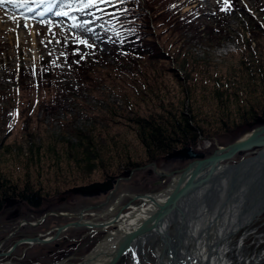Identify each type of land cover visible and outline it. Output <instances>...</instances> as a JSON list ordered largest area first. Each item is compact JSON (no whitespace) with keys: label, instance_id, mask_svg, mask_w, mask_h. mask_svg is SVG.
Returning a JSON list of instances; mask_svg holds the SVG:
<instances>
[{"label":"rangeland","instance_id":"rangeland-1","mask_svg":"<svg viewBox=\"0 0 264 264\" xmlns=\"http://www.w3.org/2000/svg\"><path fill=\"white\" fill-rule=\"evenodd\" d=\"M139 1L102 0V4L113 6L109 13L103 9L107 14L104 20L116 27L101 20L95 23L99 1L68 0L57 6V13L62 7L70 8L68 3L77 5L79 12L63 18L53 14L48 24L40 26L41 36H29L24 44L19 38L12 41L7 35L0 37V254L4 256L0 263L80 262L107 236V228L99 226L131 207H145L146 201L135 197L166 191L173 184L172 178L188 165L190 160L174 155H158L149 163L135 127L125 126L110 109L131 116L126 106L130 102L135 112L157 113L160 104L172 101L187 114L190 104L191 115L209 134V138L198 139L194 149L205 157L264 124V0H226L233 4L226 14L220 6L225 0H186L179 15L172 18L177 0H143L141 5L147 11L137 6ZM134 16L139 18L135 24L150 23L153 40L168 59L153 64L124 63L119 68L115 65L111 51L118 45L113 38L131 30L121 29V21L131 25L132 20H125ZM34 39L35 47L29 42ZM69 50L85 63L102 60L93 73L95 85L80 87L66 72L62 55ZM55 64L61 65L62 84L70 89L77 87L71 95L56 98L53 92L32 89L12 96L14 88H19L21 73ZM169 70L176 71L181 80ZM28 76L26 84L33 82ZM183 95H188L184 101ZM48 99L53 101L49 106L60 104L56 111L46 114L36 106L30 122L24 124L28 104ZM18 110L21 115L16 114ZM258 118L262 119L260 123ZM68 121L71 125L67 127ZM109 121L120 124L112 126ZM249 123L255 124L248 127ZM90 128L94 130L93 145H78L71 131L87 132ZM255 151L259 149L236 154L222 164L238 163L255 156ZM127 157L131 166H138L128 175ZM117 170L122 172L111 175ZM110 176L115 181L110 192L75 191ZM22 193L25 202L17 199ZM85 207L91 208L85 210L87 214L81 220H71L72 214H82L72 211ZM85 223L97 227L90 229L83 226ZM108 229L109 233L116 228ZM169 231L176 242L178 225ZM27 238H38L37 243L42 245L23 244ZM244 238L239 255L246 264H253L252 260L264 256V213L229 239L234 263L236 249ZM160 248L159 242L147 245L141 264H158L156 252ZM130 258L124 255L116 264H132ZM257 264H264V259Z\"/></svg>","mask_w":264,"mask_h":264},{"label":"bare ground","instance_id":"bare-ground-1","mask_svg":"<svg viewBox=\"0 0 264 264\" xmlns=\"http://www.w3.org/2000/svg\"><path fill=\"white\" fill-rule=\"evenodd\" d=\"M35 1L38 0H14L12 3L18 9L16 15H12L5 2L0 4V19H3L0 24V37L7 35L12 41L19 38V42L24 44L29 40V36L32 38L41 36L40 26L49 22L38 20L52 17L54 3L57 7L68 2L51 0L47 6L43 5L46 7L45 10H42L43 6L40 8L42 13L38 16L25 14L24 11L31 4L33 6L38 4L34 3ZM67 6L70 8L62 7L60 10V17H69L79 12L74 3H68ZM28 17L32 20L27 24L28 19L24 18ZM29 42L33 47L36 46V39ZM259 150L264 152V145ZM230 169L224 165L216 167L213 186H210V189L200 190L195 199L179 206L178 212L171 218L154 226L152 235L147 240L141 238L139 242L133 244L131 250L126 253L130 255L132 264H141L146 246L155 245L156 242L161 246L156 252L158 264H244L245 261L239 254L242 252L245 238L236 249L237 263L231 261L234 250L229 246V239L251 226L252 222L264 213V159L241 164L232 171V175L222 174ZM196 185L193 186V190ZM167 193L168 190L153 195L143 200L146 201L145 207L131 208L117 220L105 222L107 236L77 264H107L113 247L121 242L120 238L154 211V204L162 203ZM174 224L178 225L176 242L169 231ZM111 227L116 229L108 233V228ZM260 258L263 260L264 256L257 257L252 263L257 264Z\"/></svg>","mask_w":264,"mask_h":264},{"label":"trees","instance_id":"trees-1","mask_svg":"<svg viewBox=\"0 0 264 264\" xmlns=\"http://www.w3.org/2000/svg\"><path fill=\"white\" fill-rule=\"evenodd\" d=\"M133 2V0H131ZM139 1V0H134ZM117 2L123 3L124 0H117ZM143 0L137 3L138 7H143L145 11L146 8L143 3ZM176 11L174 15H179L180 9L183 7L184 2L182 0H177ZM106 8V12L109 13L110 9L113 8L112 5L104 7ZM121 8V7H120ZM195 13V11H192ZM198 17V13L196 15ZM169 18V19H170ZM120 19V18H119ZM136 19V20H135ZM137 17H129L125 20V23H128L129 20H132V24H123L121 29H125L126 27H130V31H122L120 34H123L122 37L119 38V35L116 34L115 37L117 39L115 42L117 43L118 47L116 51H111V57L115 62V65L119 68L120 64L124 63H132L137 64L141 61H146L147 63L153 64L158 63L161 60L168 59V54L164 51V49L159 48L154 40L153 34L150 30V23L147 21L146 25L135 24L134 21L138 22ZM143 19V18H142ZM167 19L166 21H168ZM113 27H116L115 23L111 22ZM118 28V27H117ZM116 28V29H117ZM115 35V34H114ZM112 36V35H111ZM98 55L99 54H95ZM106 56V55H105ZM64 64L66 66V72L72 77V79L80 85V87H85L88 89L92 85H95L94 81L96 78L93 76L94 71L98 68V64L102 62L95 60L94 62H84L83 60L79 59L73 50L66 51L62 55ZM47 67V68H45ZM61 65L55 64L53 67L43 66L36 70H30L28 74L21 73L18 87L14 88V92L12 96L18 94L20 91L27 92L28 90L38 89L40 93H55L56 98H61L64 95H71V93L77 89V87L68 88L66 85L62 84V75L63 72L60 71ZM169 72L174 73L175 76L179 79V75L174 70H169ZM30 75L33 79V82L30 84H26L25 76ZM15 77V76H14ZM29 77V76H28ZM181 80V79H179ZM149 93L152 91L150 88H147ZM182 91L181 93H183ZM16 93V94H15ZM175 97V96H174ZM188 95H183L182 100L184 101ZM181 100L178 101V103ZM163 103V102H162ZM184 103V102H183ZM31 104L35 105L32 106ZM53 104L51 99L48 100H35V102L28 104V107L25 109L23 115L25 116L24 124H28L31 120L33 112L37 106V110L42 109L43 112L46 114H52L56 109L59 107L60 104H55L53 106H49ZM184 105V104H183ZM126 106L128 110L131 112V116H122L121 114H116L112 109V116H116L119 118V121L125 122V126H134V133L138 142L142 145L147 157L148 162H152L155 157L158 155H168L171 152H174L176 149L181 147H191L195 148L198 139H206L209 138V134L207 133L204 128L198 125L199 120L196 119L195 115H191V106L189 104V112L185 114L178 105H173V102H167V105L160 104V112L154 113L149 112L147 114H141L139 112H135L133 109V105L130 102H126ZM182 106V105H181ZM16 114H20L19 110ZM21 115V114H20ZM257 120V119H256ZM117 121H109V123L114 126L120 124ZM71 121L66 123V126H70ZM72 136L77 139L79 142L78 145L85 144L86 146L90 147L93 145L94 132L93 129H89L86 131H82L80 129H73ZM101 135V132H98V136ZM72 146V145H71ZM52 150H55L53 147ZM84 155V153H83ZM86 155V154H85ZM81 157V156H80ZM126 163V170H131L136 167L131 166L130 158H128ZM127 171V172H128ZM122 172L121 170H117L111 175H117L118 173ZM116 173V174H115ZM7 183V181H5ZM28 188V187H27ZM26 187L25 189L28 190ZM25 194H19L17 199H20L22 202H25L27 199L24 197ZM33 195V194H27ZM30 202V201H28ZM39 206L37 203L35 207Z\"/></svg>","mask_w":264,"mask_h":264},{"label":"water","instance_id":"water-1","mask_svg":"<svg viewBox=\"0 0 264 264\" xmlns=\"http://www.w3.org/2000/svg\"><path fill=\"white\" fill-rule=\"evenodd\" d=\"M264 145V124L252 129L248 134L236 140L232 144L225 147H218L209 156L205 157L204 153L196 152L195 150L185 147L175 152L176 156H181L186 160H190L188 165L181 170L179 175L172 178L173 184L169 187L165 200L160 204H154V211H152L139 225L133 228L130 232L125 233L118 244H116L108 259L107 264H116L118 259L126 255L131 246L139 242L141 238L148 239L152 235L154 226L163 223L164 220L171 218L174 213L178 212L179 206L186 202L195 199L200 190H208L213 186L216 167L222 165L231 168L229 171H224L222 174L225 176L232 175L233 170L238 168L239 165L247 162H256L257 160L264 159L263 150H259L255 156L245 158L238 163L229 164L223 162L230 161L236 154L242 152H249L251 150L260 149ZM238 165V166H237ZM130 172V171H129ZM127 172V174H129ZM170 176V175H168ZM113 178L106 182H94L86 186L75 188L76 192L90 193L92 191L105 192L112 188ZM195 189L193 190V186ZM170 189V190H169ZM153 194H144L137 196L135 199L147 200ZM60 231H58L59 233ZM56 233V235L58 234ZM36 242L38 240H27Z\"/></svg>","mask_w":264,"mask_h":264},{"label":"flooded vegetation","instance_id":"flooded-vegetation-1","mask_svg":"<svg viewBox=\"0 0 264 264\" xmlns=\"http://www.w3.org/2000/svg\"><path fill=\"white\" fill-rule=\"evenodd\" d=\"M261 121H262L261 118H258V119H257V122H258V123H260ZM254 124H255V123H254ZM254 124H253V123H249V124H248V127H251V126H253ZM182 148H184V147H181L180 149H182ZM178 150H179V148H178ZM176 151H177V150H176ZM171 153H172V152H171ZM171 153H169L168 156H173V155H174L176 158H180V159L184 160V158H182L181 156H176L175 154H171ZM127 175H128V174H127ZM113 177H114V176H110V177H108V178H107L105 181H103V182H106V181H108L109 179H111V178H113ZM103 182H99V183H103ZM114 183H115V181H114V179H113V181H112V188H111L110 190L105 191V192H110V191H112V190L115 188V184H114ZM90 184H92V183H90ZM88 185H89V184H88ZM96 191H98V190H96ZM99 192H101V191H99ZM78 193H81V192H78ZM83 194H90V193H83ZM90 208H91V207H85L83 210L72 211V212L76 213L77 215H80L79 213H82V214H81L80 216H75V214H72V213H71V214H72V215H71V220H74V219H75V220H76V219H80V220H81V219H82V218H81L82 215L85 216V215L87 214L86 211L89 210ZM131 208H132V207H131ZM131 208H130V209H131ZM85 210H86V211H85ZM85 212H86V213H85ZM83 213H84V214H83ZM120 216H122V214H118L116 217H114V218H112V219H113V220H117L118 218H120ZM112 219H110V220H112ZM110 220H107V221H110ZM107 221H106V222H107ZM72 224H75V222H73ZM104 224H105V222H104L101 226H99V227H104ZM83 226H86V227H88V228H90V229H93V228L97 227V226H89V224H87V223H85ZM71 227L73 228V227H75V226L73 225V226H71ZM35 239L39 241L38 238H27V239L24 240L23 244H29L30 246H32V245H42V244H40L39 242L37 243V241H36V242H33V241H27V240H35ZM45 240H46L47 242H50V241H48L47 239H45ZM47 242H46V244H47ZM94 248H95V247H94ZM94 248H93V249H94ZM93 249H92V250H93ZM92 250H91V251H92ZM91 251H90V252H91ZM0 252H1V250H0ZM90 252H89V253H90ZM89 253H88V254H89ZM88 254H87V255H88ZM87 255H86V256H87ZM86 256H85V257H86ZM85 257H84V258H85ZM1 258H4V256L0 254V262H2V261L4 260V259H1ZM84 258H83V259H84ZM83 259H82V260H83ZM82 260H81V261H82ZM55 263H56V262H51L50 264H55ZM78 263H79V262H78ZM0 264H5V263H0ZM56 264H77V263H56Z\"/></svg>","mask_w":264,"mask_h":264},{"label":"snow or ice","instance_id":"snow-or-ice-1","mask_svg":"<svg viewBox=\"0 0 264 264\" xmlns=\"http://www.w3.org/2000/svg\"><path fill=\"white\" fill-rule=\"evenodd\" d=\"M5 2V0H0V4H2V3H4ZM8 2H14V0H8ZM92 2H95V0H92Z\"/></svg>","mask_w":264,"mask_h":264}]
</instances>
